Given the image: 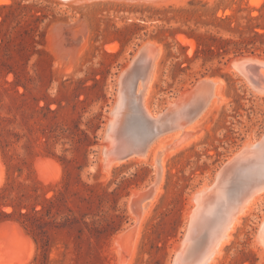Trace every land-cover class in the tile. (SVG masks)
Instances as JSON below:
<instances>
[{
	"label": "rangeland",
	"instance_id": "1",
	"mask_svg": "<svg viewBox=\"0 0 264 264\" xmlns=\"http://www.w3.org/2000/svg\"><path fill=\"white\" fill-rule=\"evenodd\" d=\"M253 29L264 31V0H0V140L10 143L5 156L0 141V187L38 182L51 195L68 178L71 190L83 189L82 183L100 184L98 192L117 189L124 215L118 232L130 227L135 219L128 196L155 180L157 163H121L108 172L101 148L119 97V76L142 46L155 41L162 52L145 103L151 111L166 109L205 76L223 78L224 100L194 130L200 139L164 161L158 196L132 257L127 242L118 245L115 235L103 249L108 264H172L188 227L193 193L264 132V95L229 68L232 54L221 60L204 61L202 53L196 57L197 39H237ZM244 54L264 59L260 48ZM19 160L23 174L9 178L8 162ZM103 203L107 210L111 200L105 197ZM263 217L264 205L244 216L215 264H264L257 242ZM5 222L13 223L0 230V261L29 254L13 264L30 263L37 252L34 239L17 221L0 225Z\"/></svg>",
	"mask_w": 264,
	"mask_h": 264
},
{
	"label": "water",
	"instance_id": "2",
	"mask_svg": "<svg viewBox=\"0 0 264 264\" xmlns=\"http://www.w3.org/2000/svg\"><path fill=\"white\" fill-rule=\"evenodd\" d=\"M158 52L159 47L156 44L142 46L130 67L119 76L118 89L122 104L116 115L112 109L113 121L109 119L104 131L101 152L105 163L122 161L131 155L145 153L160 136L185 129L206 108L215 95L217 85L223 82L220 75L202 77L191 88L179 94L166 109L158 112L156 117L149 116L142 102L135 96L134 90L140 78H145L149 71L151 73ZM229 66L246 80L253 91H264V59L241 54L234 56ZM172 146L173 143L167 145V148ZM159 180L160 175L157 173L155 180L128 202L138 220L141 219L145 203L154 195ZM219 183L225 184L226 201L231 207L236 206L241 196L250 189L264 186V132L259 138H254L252 145L244 144L226 161L209 183L208 189ZM225 211L221 203L213 211L192 214L172 264H207L225 238L229 223L233 219L228 211L229 215L224 221ZM138 231L139 224L134 221L130 227L120 231L119 244L127 242V247L131 250Z\"/></svg>",
	"mask_w": 264,
	"mask_h": 264
},
{
	"label": "trees",
	"instance_id": "3",
	"mask_svg": "<svg viewBox=\"0 0 264 264\" xmlns=\"http://www.w3.org/2000/svg\"><path fill=\"white\" fill-rule=\"evenodd\" d=\"M209 39H197L196 57L202 53L204 61L221 60L228 54L255 53L257 48L264 51V31L257 29L237 39L216 35H209ZM0 141L8 156L9 141ZM23 164L22 160L8 162L9 178L13 179L14 172L21 176ZM70 184L64 178L51 195L38 182L19 181L16 188L8 182L0 187V222L17 221L37 245L35 257L28 264H108L104 243L119 231L124 219L118 207L117 189L108 191L102 187L98 192L96 187L100 184L82 183L83 189L71 190ZM105 197L111 200L107 210ZM7 207L11 210L7 211Z\"/></svg>",
	"mask_w": 264,
	"mask_h": 264
},
{
	"label": "bare ground",
	"instance_id": "4",
	"mask_svg": "<svg viewBox=\"0 0 264 264\" xmlns=\"http://www.w3.org/2000/svg\"><path fill=\"white\" fill-rule=\"evenodd\" d=\"M58 1H60L61 3H79V2L81 3L84 1H92V0H58ZM119 1H129V2L136 1V2H141V3H142V1H144V2L155 3V2H162V1H166V0H119ZM150 44H155V41L154 42L150 41ZM161 52H162V49H161V47H159L158 56L155 58L151 73L149 71L148 75L145 78L141 79L139 77L140 80L136 78L139 81L138 82L136 81L138 84H137L136 90H134L135 96H137L138 99L142 102L143 108L145 109V112L149 116L151 115L152 117H156L157 112L151 111V109H149L145 103H147L148 97L152 93L153 82L155 81V79H157V76H158L159 59L161 57L160 56ZM130 65H131V63L129 64V67H130ZM229 68H230V66H229ZM216 77H219V76H216ZM224 86L225 85L223 82H220L217 85L214 97L210 100V102L208 103L206 108L194 119V121L190 125H188L185 129H178L176 131L166 133V134L160 136L159 138H157L152 143L151 146H149L147 152L142 153V154H134L125 160L112 162V163L111 162L105 163L103 157L101 156L102 162H104V168L108 172L111 169V167H113V166L119 165L121 163H129V162L150 163V164L157 163V166H158V173L160 175V180L158 182V185L156 186V191H155L154 195L147 201V203H145L140 220L137 219L135 213L132 211L130 206H128L130 211L133 214L135 221H137L139 224V231H138V233H137V235H136V237L132 243L131 257L134 254L135 249H136V245H137L139 235H140L141 226H142L143 222L146 220V218L150 215L151 208H152V206H153V204H154V202L158 196L159 184L161 182V176H162V172H163L164 161L168 157H170L174 152H176L177 150H180V149H182V147L190 145L191 143H194L200 139L201 135L197 134L198 132L194 131V130L200 129V127H202L203 123L207 119L208 115L220 106V104L224 100V93H223V88L225 89ZM255 93L257 95H262V96L264 95L263 94L264 91H261L260 93L255 91ZM172 101L173 100L169 101V104L172 103ZM121 104H122V99H121V94H120V96L117 99V103H116L115 107L113 108L114 109L113 112L115 115L119 112V109L121 108L120 107ZM110 121H113L112 116L110 117ZM167 142H170V143H167ZM172 143L174 144V146L167 148V145H170ZM253 143H254V139L250 138L245 144L246 145L248 144L250 146ZM36 161H37V159H36ZM42 162H40V163L42 164ZM45 163L43 162L44 165H45ZM41 164L38 163V168ZM41 174L44 175V173H42V172H41ZM46 178H48V177H46ZM0 182H1V180H0ZM208 187H209V182L206 181L202 185L201 188L197 189V191L195 193H193V195L190 198L191 199V206H193V207L187 211L185 218H186V221L188 222L189 219L191 218L192 214H202V213H207L209 211H213L215 206L218 204H221V203L223 205V209L226 210L225 215H224V221L227 220V216L229 215L228 211H230V214L233 215V219L229 223V227L227 229V233H226L225 238L220 242V244L216 248L214 254L212 255L211 259L207 263V264H215L223 256L225 246L234 238V234L236 232V229L241 224L243 217L246 215H251L253 212L260 209V207L262 205H264V186L261 185L257 188L255 187L254 189H250L246 194L241 196L240 200L237 201L236 206H232V207H234L233 209H232L230 203L228 201H226L227 195H225V192H226L225 184L220 185V183H219L215 187L210 188V189H208ZM143 189H139V190L137 188L133 189L132 193L128 196L129 197L128 202H130V199H132L133 197H136L137 195H139L140 191ZM212 189H213V191H210ZM12 223L13 222H5L3 224L1 223L0 230L4 226L5 227L8 226V224H9V226H11L10 224H12ZM17 226H19V225L17 224ZM20 228L22 229L21 226H20ZM120 236H121V232L115 234V236H114V242L115 243H120V241H119ZM28 238L34 244L33 239L29 235H28ZM257 242H258V244H260L262 246L261 249L259 248V253L262 256H264V243H263L264 242V217L262 219L261 226H260V229H259V232L257 235ZM118 245H120V244H118ZM178 247H179V245L177 244L175 246V251L178 249ZM29 256L30 255L28 254L26 256H21V257H16V258L2 259L0 261V264L1 263L13 264L15 262H24L25 260L28 259Z\"/></svg>",
	"mask_w": 264,
	"mask_h": 264
}]
</instances>
